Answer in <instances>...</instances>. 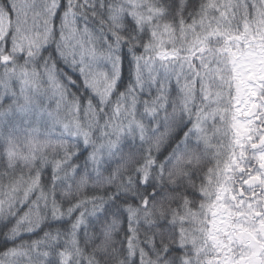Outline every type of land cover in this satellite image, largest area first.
Instances as JSON below:
<instances>
[{
  "label": "snow or ice",
  "instance_id": "6c2138e0",
  "mask_svg": "<svg viewBox=\"0 0 264 264\" xmlns=\"http://www.w3.org/2000/svg\"><path fill=\"white\" fill-rule=\"evenodd\" d=\"M26 6L28 0L19 4L0 0V36L11 26L13 14L19 30ZM239 7L240 0H125V4L110 6L113 27L105 36L104 46L98 47L89 27H77L73 0H46L45 31L28 40L29 48L36 50L29 55L40 56L39 66L31 71L6 68L7 79H0V89L7 93L3 98L7 107H0V126H6V131H0V164L5 166L0 177L8 176L17 161L28 165L26 174L21 169L8 183H0V264H12L17 256H26L30 264L33 260L35 264H74V257L82 254L79 233L88 216L110 211L103 197L91 190L69 200L58 193L61 184L71 187V179L81 175V160L98 164L100 149L118 144L116 140L95 144L90 128L82 127L78 118L60 120L58 114L65 105L77 116L83 111L98 120L99 106L118 95L115 114L118 116L124 105L126 114L134 117L147 83L157 95L151 98L153 106H149V97H144L145 112L153 113L159 99L167 102L171 94H179L183 113L192 117L190 105L198 94L205 103L189 119L191 128L181 134L187 138L194 130L207 148L216 149L203 124L220 111L223 85L231 87L233 82L237 92L244 94L247 119L233 120L231 160L218 158L216 171L228 176L248 151L257 153L261 164L248 172L240 189V203L235 207L223 202L229 189L226 184L220 187L210 227L201 230L225 252L221 255L218 251L209 264H264V187L256 191L264 186V6L253 0L250 7L255 15L251 21H243L242 30L239 25L233 26ZM243 7H249L247 0ZM12 60L11 56L0 55V65ZM225 73H230V79L226 80ZM13 78L20 84L19 93ZM45 99H55V113ZM50 121L60 123L66 131L73 129L72 135L79 137L77 144L71 148L61 145L58 150L51 139L52 129L46 127ZM22 122L30 125L23 129L24 150L20 148ZM133 124L143 135L142 122L132 119L129 127ZM113 131L119 136L122 125L117 124ZM90 144L95 145L93 150H89ZM249 190L251 195L245 202L243 197ZM231 199L238 198L233 195ZM127 211L131 231L137 209L130 207ZM186 216L199 223L198 214L187 208L169 223H182ZM241 216L250 221L251 227L233 222L234 217ZM230 233L251 251L239 259L227 254L220 235ZM174 239L175 246L168 253L179 254L189 241L199 252L195 237L183 228ZM182 259L183 264H191L186 256Z\"/></svg>",
  "mask_w": 264,
  "mask_h": 264
},
{
  "label": "clouds",
  "instance_id": "9594fccd",
  "mask_svg": "<svg viewBox=\"0 0 264 264\" xmlns=\"http://www.w3.org/2000/svg\"><path fill=\"white\" fill-rule=\"evenodd\" d=\"M13 2L19 4L20 0ZM244 2L245 0H240L241 7L233 21V26L239 25L241 30L243 21H251L255 15L250 7L253 0H247V9L243 7ZM45 3L46 0H28V6L20 17L19 30L16 27L17 17L12 15L11 26L0 36V55L11 56L13 60L8 65H0V79H7L6 68L15 67L17 71L27 68L31 71L34 66H39L40 56L29 55V51L35 53L36 50L29 48L28 40L45 31ZM73 3L77 12V27H89L97 37V46H104L105 36L113 27L109 19V8L125 4V0H73ZM101 3L103 7L100 6ZM256 3L264 6L261 0H256ZM128 42L134 44L135 40ZM125 67L127 68V63ZM225 78L230 79V73H225ZM12 84L19 93V82L13 78ZM6 94L0 89V107H7L3 99ZM156 95L155 88L146 83L134 117L126 114L124 105H121L120 114H115L113 106L117 103L118 95L99 106L98 120L93 118L91 113L86 114L83 111L77 116L76 112H69L67 105L59 111L60 120L72 121L78 118L82 127L90 128L91 140L95 144L107 145L109 140L118 141L115 148L100 149L96 157L98 164L81 160V175L71 179V187L64 183L58 188V193L65 200L91 190L103 197V202L110 209L88 216V222L82 226L79 233L82 254L74 257V264H183L182 257L185 256L191 260V264H209L218 251L221 255L225 254L223 249L218 245L214 246L213 241L207 239L206 232L201 229L210 227L209 221L212 220L214 206L218 203L220 187L226 184L229 191L225 194L223 202L235 207L240 203V189L248 172L261 164L258 154L248 151L245 153L246 158H242L228 176L216 171L218 158L231 160L233 120L247 119L244 94L237 92L235 82L231 87L225 83L219 99L220 111L213 119L204 122L203 127L207 130L211 143L217 146L216 149L207 148L194 130L187 138L181 134L191 128L189 119L194 118L197 107L205 103L202 97L197 94L191 102L193 116L189 117L182 111L179 94H171L167 102L159 99L154 105L153 113L145 112L144 97H149V106H153L151 98ZM44 103L50 105L55 113V99H45ZM161 104H165V107H161ZM181 116L184 118L180 119ZM132 119L142 122L143 135L137 131L135 124L129 127V121ZM117 124L122 125L119 136L113 131ZM185 125L188 127L185 128ZM25 127L30 125L22 122L21 150L25 147ZM46 127L52 129L51 139L58 150L61 145L71 148L79 140V137L72 135L73 129L66 131L55 121L48 122ZM0 131H6V126H0ZM88 147L93 150L95 145L90 144ZM4 167L0 164V170ZM27 168L28 165L24 161H17V167L10 170L8 176L0 177V183H8L13 174L21 169L25 170L26 174ZM68 168L70 169L71 165ZM242 169L246 171L240 175ZM261 187L264 186L257 187L256 191L260 192ZM233 195L238 199L232 200ZM250 195V190L245 193V202ZM116 197L120 199L117 200ZM130 207L137 209L131 221V231L127 211ZM186 208L198 214L199 223H193L191 216H186L182 223H169L173 217L184 214ZM240 211H246V208ZM233 222H244L251 227L250 221L243 216L234 217ZM161 224L167 227L161 229L158 226ZM180 228L195 237L198 253L193 250L190 241L179 254L167 252L175 246L174 235L178 234ZM220 239L227 245V254L234 259H239L251 251L244 241L231 233L221 234ZM12 264L30 262L26 256H17L12 258ZM32 264H35L34 260Z\"/></svg>",
  "mask_w": 264,
  "mask_h": 264
}]
</instances>
